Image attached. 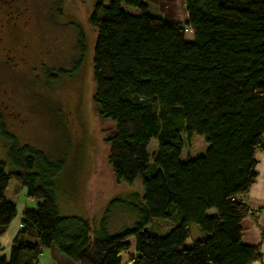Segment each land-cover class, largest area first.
Listing matches in <instances>:
<instances>
[{
	"label": "trees",
	"instance_id": "1",
	"mask_svg": "<svg viewBox=\"0 0 264 264\" xmlns=\"http://www.w3.org/2000/svg\"><path fill=\"white\" fill-rule=\"evenodd\" d=\"M183 2L185 22L151 14L144 0H97L89 15L91 102L111 124L107 163L117 183L138 180L142 188L141 196L108 207L127 209L131 226L112 234L107 214L98 228L82 216L61 215L56 195L63 158L21 144L1 128L12 169L0 160V236L16 215L4 196L9 180L38 202L23 211L0 264H40L52 246L71 264L261 261L259 246L241 241L249 210L240 199L256 177L255 154L264 152V0ZM193 135L207 144L204 154L182 160L183 138ZM174 215L177 224L163 235L145 230L152 219ZM189 224L203 237L186 245Z\"/></svg>",
	"mask_w": 264,
	"mask_h": 264
},
{
	"label": "rangeland",
	"instance_id": "2",
	"mask_svg": "<svg viewBox=\"0 0 264 264\" xmlns=\"http://www.w3.org/2000/svg\"><path fill=\"white\" fill-rule=\"evenodd\" d=\"M96 1L0 0V129L21 144L63 158L56 195L61 215L82 216L98 228L107 214L108 231L114 234L130 227L134 216L109 204L141 196L142 188L138 180L132 185L115 181L106 159L111 124L98 117L91 102L95 35L88 20ZM121 8L138 13L124 4ZM185 38L191 41L192 35L185 33ZM183 140L182 160L204 154L207 144L202 137ZM155 148L152 139L147 147L150 155ZM0 160L7 171L12 169L1 130ZM4 196L16 205L15 217L0 236V254L8 258L23 211L35 209L38 201L27 198L13 179ZM176 224V215L152 219L145 230L163 235ZM189 230L186 245L203 237L195 224H189ZM129 243V252L135 255L133 239ZM39 261L71 264L54 246L43 250Z\"/></svg>",
	"mask_w": 264,
	"mask_h": 264
},
{
	"label": "crops",
	"instance_id": "3",
	"mask_svg": "<svg viewBox=\"0 0 264 264\" xmlns=\"http://www.w3.org/2000/svg\"><path fill=\"white\" fill-rule=\"evenodd\" d=\"M151 14L163 19L177 22L186 21V10L183 0H144ZM256 177L248 192L240 200L249 212L241 221V241L245 245L259 246L260 262L264 264V152L255 154Z\"/></svg>",
	"mask_w": 264,
	"mask_h": 264
}]
</instances>
